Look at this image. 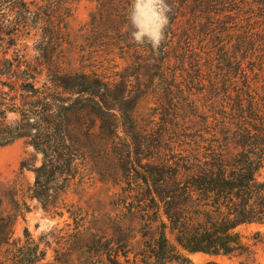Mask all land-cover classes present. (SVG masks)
Masks as SVG:
<instances>
[{"label": "trees", "instance_id": "trees-1", "mask_svg": "<svg viewBox=\"0 0 264 264\" xmlns=\"http://www.w3.org/2000/svg\"><path fill=\"white\" fill-rule=\"evenodd\" d=\"M239 1L249 8L264 7V0ZM9 4L23 18L13 23L15 32L19 27L37 29L40 15L32 0ZM236 22L229 45L223 39L211 45L209 52L219 51L214 54L219 62L216 68L209 67V76L191 45V30L185 28L183 59L190 51L194 55L187 59L192 67L185 69L182 82L188 92L184 97L188 114L171 113L173 136L168 140L160 131L140 130L138 125L136 133L133 116L120 107L128 95L112 96L108 81L95 74L53 70L35 60L22 70L0 68V74L14 80L11 91L20 89L26 97L22 107L15 97L0 99V146L23 137L41 154L40 164L33 168L31 196L46 206L64 193L77 160L94 150L137 143V155L129 152L126 159L141 167L137 182L143 191L145 228L143 248L137 253L141 261L149 252L185 264V251H202L242 257L241 264H259L254 245L263 237L261 230L254 231L258 239L246 241L237 228L264 224V177L257 175L264 164V26L263 21ZM189 25L199 30L201 23ZM198 90L206 91L204 102L194 97ZM9 112L18 117L8 118ZM183 144L189 147L186 154ZM164 147L169 152L162 151ZM24 208L25 201L17 199L12 211L0 214V264H31L45 254L37 253L39 245L27 230L23 241L13 236L14 221ZM110 258L118 264L117 253Z\"/></svg>", "mask_w": 264, "mask_h": 264}, {"label": "rangeland", "instance_id": "rangeland-1", "mask_svg": "<svg viewBox=\"0 0 264 264\" xmlns=\"http://www.w3.org/2000/svg\"><path fill=\"white\" fill-rule=\"evenodd\" d=\"M32 1L40 15L37 29L19 27L15 32L13 23L23 18L13 13L9 0H0V68L22 70L35 60L53 70L95 74L108 81L112 96L128 95L120 107L133 116L136 133L138 125L140 130L160 131L167 140L173 136L171 113L176 110L181 117L188 114L184 99L188 92L182 82L185 69L192 67L188 60L194 55L190 51V56L183 59L185 28L191 30V45L209 76V67L216 68L219 62L214 59L219 51L209 52L211 45L222 39L229 45L238 28L237 20L263 21L264 26V7L249 8L239 0H167L172 10L165 29L166 41L156 54L150 45H137L130 39L133 0ZM193 21H200L199 30L189 25ZM11 81L13 78L0 74V99L15 97L22 107L25 93L20 89L11 91ZM17 83L23 85L22 80ZM205 92L198 90L194 97L204 102ZM15 117L18 114L8 113V118ZM181 147L186 154L187 144ZM161 150L169 152L165 147ZM129 152L137 155V143L130 148L91 151L77 160L64 193L43 206L30 191L33 168L40 164L41 154L23 137L0 146V214L12 211L17 199L25 201L23 212L14 221L13 236L23 241L27 230L39 245L37 253L45 252L31 264H112L110 257L115 253L118 264H175L149 252L143 262L137 254L143 248L145 229L140 209L143 191L137 185L141 167L126 159ZM257 175L264 177V164ZM237 229L248 237L246 241L258 239L254 231L261 230L263 237L254 245V256L256 262L264 264V224H243ZM27 255L32 257L30 251ZM185 255V264H206L209 260L241 264L242 260L202 251H185Z\"/></svg>", "mask_w": 264, "mask_h": 264}, {"label": "clouds", "instance_id": "clouds-1", "mask_svg": "<svg viewBox=\"0 0 264 264\" xmlns=\"http://www.w3.org/2000/svg\"><path fill=\"white\" fill-rule=\"evenodd\" d=\"M171 6L167 0H133L129 19L130 39L137 45H150L158 54L166 41Z\"/></svg>", "mask_w": 264, "mask_h": 264}]
</instances>
